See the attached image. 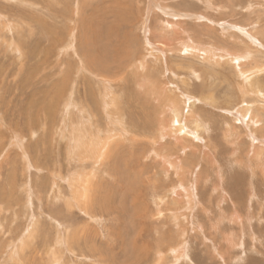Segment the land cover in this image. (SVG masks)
I'll return each instance as SVG.
<instances>
[{"label":"rangeland","instance_id":"374dc122","mask_svg":"<svg viewBox=\"0 0 264 264\" xmlns=\"http://www.w3.org/2000/svg\"><path fill=\"white\" fill-rule=\"evenodd\" d=\"M0 264H264V0H0Z\"/></svg>","mask_w":264,"mask_h":264},{"label":"bare ground","instance_id":"6f19581e","mask_svg":"<svg viewBox=\"0 0 264 264\" xmlns=\"http://www.w3.org/2000/svg\"><path fill=\"white\" fill-rule=\"evenodd\" d=\"M174 18V17H173ZM4 19V18H3ZM167 25H170V24H167ZM163 27H164V25H163ZM166 28V27H165ZM172 28V27H171ZM171 28L170 29H168V30H171ZM163 30H164V28H162ZM162 30V31H163ZM167 30V29H166ZM173 30V29H172ZM161 32V31H160ZM167 32V31H166ZM153 33V32H152ZM180 41V40H179ZM188 44V43H187ZM15 45V44H14ZM69 45V44H68ZM189 45V44H188ZM199 47V46H198ZM66 49V48H65ZM184 49V48H183ZM17 50H18V48H17ZM19 51V50H18ZM197 52H198V50H196ZM195 51V52H196ZM194 52V53H195ZM193 53V54H194ZM199 53V52H198ZM21 56H23V54H21ZM210 58V57H209ZM81 59V58H80ZM144 60V59H143ZM142 60V61H143ZM81 62L80 63H82V60H80ZM143 62H145V61H143ZM138 64V63H137ZM136 65V64H135ZM81 68V67H80ZM139 68V67H138ZM142 69V68H141ZM84 70V69H83ZM146 70H147V68H146ZM80 71V70H79ZM258 71V70H257ZM136 73V72H135ZM145 73V72H144ZM143 74V73H142ZM195 74V73H194ZM144 76V75H143ZM107 83V82H106ZM142 83V82H141ZM140 83V84H141ZM146 83H147V81H146ZM150 83V82H149ZM142 85V84H141ZM140 85V86H141ZM147 85V84H146ZM149 88V87H148ZM153 88V87H152ZM144 90V89H143ZM146 91V90H145ZM153 92V91H152ZM150 93H151V91H150ZM155 94V93H154ZM108 97V98H107ZM105 98H107V99H109V95L108 96H106ZM180 98H182V97H180ZM113 99V98H112ZM161 100V99H160ZM110 101V100H109ZM116 102V101H115ZM108 104V105H107ZM106 105L108 106L107 108H108V110L112 107V105L114 106V101L112 100V101H110V102H108ZM189 104V103H188ZM195 104V103H194ZM174 105V104H173ZM184 105H186V104H184ZM192 105H193V103H192ZM80 107H82V106H80ZM80 109H83V108H80ZM172 109V108H171ZM177 109V108H176ZM183 109V108H182ZM190 109V108H189ZM170 110V109H169ZM168 110V111H169ZM85 111H87V110H85ZM111 111V110H110ZM174 111V110H173ZM69 112V111H68ZM82 112H83V110H82ZM171 112H172V110H171ZM170 112V113H171ZM178 112L179 111H175V114H176V116H177V114H178ZM247 112V111H246ZM159 113H160V111H159ZM169 113V114H170ZM88 115H89V113H87ZM110 114H112V111H111V113ZM168 114V115H169ZM187 114V113H186ZM158 115V114H157ZM160 115H162V114H160ZM159 115V116H160ZM172 115V114H171ZM170 115V116H171ZM178 115H180V114H178ZM192 116V115H191ZM194 116H195V114H194ZM243 116V115H242ZM164 117V116H163ZM193 117V116H192ZM244 117V116H243ZM253 117V116H252ZM252 117H250V119L252 118ZM92 118L93 117H91V120H92ZM116 121V125H117V134H115V136L114 135H111V136H104V137H101L100 136V134L98 133V135L96 136V134L94 133V132H96L97 131V129H95V127H92L91 126V124L90 123H88L89 124V126H86V124H87V122L85 123V126L84 125H82L81 126V124L80 125H77V126H73V127H75V128H72L73 129V132H75V130H76V132L75 133H71L72 134V136H70V138H69V142H70V145L69 146H74L73 148L72 147H70V149H71V152L73 151V149L75 148V154L74 153H72L73 155H75V156H77L76 158H77V160L79 161V162H81V164H80V166H79V168L83 165L84 167H85V164H87V163H90L91 164V170L90 171H87L86 172V169L84 168V170L82 171V170H80V171H78V173H76V174H74V175H72V177L70 178V180H69V182H68V185H69V188H70V193H71V195H72V198L71 197H68L66 200H64V202H65V205H70L71 206V203L73 204V202H75V203H77V206H78V208H80V210L81 211H84V213H88V209H90V203H89V196H90V193H92L91 191H92V178H93V176H95V175H93V173H95V171H96V164H100L101 163V161L102 160H105V159H103L106 155H107V153H109L108 152V150H109V148L111 147V146H113L114 144H117V139L118 138H122L124 135H126L127 136V133H126V131H125V134L123 135V133H124V131H123V127H124V125H123V118H121V115L119 116V115H117L116 114V117H113ZM177 118H179L178 116H177ZM187 118V117H186ZM159 119V118H158ZM170 119H171V117H170ZM192 119V118H191ZM84 120V119H83ZM90 120V118H89V121H91ZM161 120H163V119H161ZM190 120V119H189ZM254 120V119H253ZM256 120V119H255ZM70 121V120H69ZM88 121V122H89ZM93 121H94V119H93ZM160 121V120H159ZM179 121V119L178 120H176V118L174 117V124H175V132H176V136L175 135H168L169 137L168 138H174V143H176V144H178V146H181L182 145V142H184V138L182 137V135H184V134H181L182 132H183V129H182V122L181 123H179L178 122ZM193 121V120H192ZM249 121V120H248ZM92 122V121H91ZM163 122H165L164 120H163ZM187 122V121H186ZM191 122V121H190ZM253 122H255V121H253ZM257 122V121H256ZM71 123V122H70ZM93 123V122H92ZM184 123V122H183ZM95 124V123H94ZM158 124H159V122H158ZM161 124V123H160ZM166 125L168 124L167 122L165 123ZM192 124V123H191ZM256 124V123H255ZM254 124V125H255ZM261 124V123H260ZM161 125H163V124H161ZM166 125H163V126H161L160 127V131L162 132V131H168V126H166ZM185 125V124H184ZM194 125V124H193ZM197 125V124H196ZM72 126V125H71ZM79 126H81L82 128V130H80L79 129ZM115 126V125H114ZM187 126H189V125H187ZM186 126V127H187ZM203 126V125H202ZM170 127V126H169ZM194 127V126H193ZM198 127V126H197ZM204 127V126H203ZM255 127V126H254ZM95 129V130H94ZM193 129V128H192ZM172 130V131H173ZM202 130V129H201ZM100 131V130H99ZM98 131V132H99ZM122 131H123V133H122ZM159 131V132H160ZM170 132H171V129L169 130ZM128 132V131H127ZM193 132V131H192ZM198 132V131H197ZM77 133V134H76ZM174 133V132H173ZM95 134V136L94 137H92L93 135ZM192 134V133H191ZM159 135V134H158ZM125 136V137H126ZM165 136V135H164ZM190 136H193V135H190ZM86 137H88V138H86ZM124 137V138H125ZM194 137V136H193ZM72 138H74V139H72ZM124 138H122L123 140H125ZM159 138V137H158ZM121 140V139H120ZM160 140H161V138H160ZM171 141V140H170ZM154 144V143H153ZM174 145V144H173ZM116 146V145H115ZM194 150V149H193ZM112 151V150H111ZM152 154H153V152H152ZM159 154H160V152H159ZM195 154V153H194ZM262 154V153H261ZM110 155H111V152H110ZM155 155H157V154H155ZM260 156V158H263V156L261 157V155H259ZM157 157V156H156ZM162 158V157H161ZM161 158H159L158 159V161H160V159ZM157 159V158H156ZM259 159V158H258ZM205 160H206V158H205ZM165 161V160H164ZM175 161V160H174ZM161 162V164H162V160L160 161ZM164 164V163H163ZM177 164V163H176ZM176 164H175V162H173L172 164H170L171 165V167L173 166V169H174V167H175V169H179L177 166H179V164L176 166ZM182 167H183V165H182ZM95 169V170H94ZM166 169V168H165ZM171 169V168H170ZM97 170H98V168H97ZM181 170V169H180ZM175 171V170H174ZM164 172V171H163ZM166 175V174H165ZM178 177H179V175H178ZM180 182V181H179ZM180 184V183H179ZM180 187L182 188H185V186H182V185H180ZM57 188V187H56ZM180 188V189H181ZM194 188V187H193ZM185 189H187V188H185ZM57 190V189H56ZM194 190V189H193ZM193 190H189V189H187L186 191L187 192H184V191H182L181 193L183 194V195H187V197H188V200L189 201H192L193 199L191 198L192 197V191ZM195 191H196V189H195ZM57 192V191H56ZM59 194V193H58ZM94 195H95V193H93ZM59 197V198H58ZM60 198H62L61 196H57V199H60ZM55 199V198H54ZM73 199V200H72ZM56 200V199H55ZM160 201V200H159ZM192 204V203H191ZM74 205V204H73ZM72 205V206H73ZM74 207V206H73ZM67 243H68V241H67ZM182 250V249H181ZM176 252V251H175ZM179 255V254H178ZM184 256V255H183ZM176 257H177V255H176ZM179 258V257H178ZM157 262V261H156Z\"/></svg>","mask_w":264,"mask_h":264}]
</instances>
